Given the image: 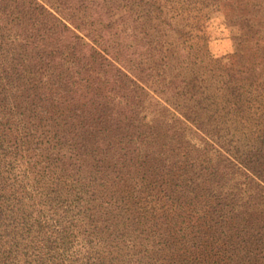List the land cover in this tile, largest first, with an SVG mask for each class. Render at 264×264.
Masks as SVG:
<instances>
[{
    "label": "trees",
    "instance_id": "16d2710c",
    "mask_svg": "<svg viewBox=\"0 0 264 264\" xmlns=\"http://www.w3.org/2000/svg\"><path fill=\"white\" fill-rule=\"evenodd\" d=\"M138 2L0 0V264H264V60L191 77L187 32ZM147 82L182 118L144 121Z\"/></svg>",
    "mask_w": 264,
    "mask_h": 264
},
{
    "label": "rangeland",
    "instance_id": "374dc122",
    "mask_svg": "<svg viewBox=\"0 0 264 264\" xmlns=\"http://www.w3.org/2000/svg\"><path fill=\"white\" fill-rule=\"evenodd\" d=\"M137 2L138 0H135L133 8L143 12L144 6L141 2H138L139 4ZM161 3L163 4V11L167 12L165 20L172 27V31H168L170 35L178 37L180 34L175 30L180 28L187 32L186 36L181 37V41H185V50L181 51V54L184 55L183 59L188 62L187 68L183 69L184 73L191 75L189 70H195L199 71L198 73L203 72L204 77H207L215 71L218 65L214 60L223 59L225 61L235 52H238V59L241 61L249 57L264 60V0H161ZM114 12L115 10H113ZM79 15L81 16V12ZM119 17L118 13L111 17L112 32L125 28L124 25H128L130 20L132 26V18L135 17V14L130 19ZM75 24L78 28H75ZM68 26L80 36L87 34L85 31L88 33L91 31L88 23L84 26L85 28L79 26V23L72 25L68 23ZM129 30L131 31V28ZM121 35L123 34L121 33ZM140 36L142 35H136L138 40H133L131 37L127 38L124 42L125 46L120 47V50L123 49L124 51V57L131 61L129 64H125L126 67L128 65L130 71L134 72H138L141 68L139 58L147 55L145 50H141L142 56L139 54L130 56L129 54L134 50V45L139 43ZM83 38L85 42H91L89 38L85 36ZM113 38L116 37L113 36ZM129 44L132 46L130 47ZM170 64L177 66L175 61H171ZM142 68L145 69L146 76L152 75L150 79L157 77L153 70L146 68L144 63ZM258 80L257 82L253 81L252 84L255 86L259 82L260 85L258 86L264 87V74ZM145 87V93L152 98L151 103L148 104L144 94H141L144 101L141 105L145 107L141 114H146L145 122L158 117L154 113H150L153 108H160L161 113L165 108L170 118H182L179 108L171 104V98H167V93L175 95L174 89H170L166 94H161L155 83L147 82ZM165 99L169 101L165 102ZM164 114L166 113L164 112ZM164 119L162 124L167 121L166 118Z\"/></svg>",
    "mask_w": 264,
    "mask_h": 264
}]
</instances>
